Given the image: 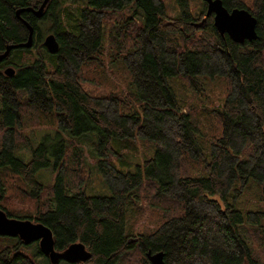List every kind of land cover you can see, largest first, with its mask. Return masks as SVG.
<instances>
[{
    "label": "trees",
    "instance_id": "1",
    "mask_svg": "<svg viewBox=\"0 0 264 264\" xmlns=\"http://www.w3.org/2000/svg\"><path fill=\"white\" fill-rule=\"evenodd\" d=\"M221 1L228 10L245 8L256 18V39L236 43L219 34L212 15L203 23L207 29L201 38L194 37L197 19L189 0H175L180 14L171 22L165 21L162 0H69L73 9L49 0L40 18L25 9H38L43 0H0V54L27 40L25 23L34 30L32 48H40L35 55L31 47L14 48L0 61V201L7 198L4 182L13 174L24 183L36 211L19 215L1 203L0 208L9 217L49 227L58 251L83 243L90 253L84 264H118L133 249L142 255L162 251L165 264H261L264 0H253L251 8L241 0ZM44 27L58 42L54 54L41 41ZM106 34L130 74V99L139 109L117 93L92 96L82 87V66L102 62ZM8 66L14 69L11 76L4 73ZM216 77L227 79L228 90L217 108L221 133L204 155L205 116L196 109L183 111L171 80H186L199 95V78ZM33 111L40 114L38 125L43 122L72 138L95 133L96 167L110 196L87 194L86 154L80 143L70 149L72 141L60 140L55 147L54 183L36 179L51 160L49 146L35 147L32 135L24 132L23 115L33 116ZM113 158L135 167L134 172L117 169ZM80 170L87 173L85 179ZM146 183L155 199L169 206L161 209L164 220L156 230L130 240L126 206L139 201ZM253 187L260 190L258 208L245 209L241 198ZM22 243L0 245V264H35L20 252Z\"/></svg>",
    "mask_w": 264,
    "mask_h": 264
},
{
    "label": "rangeland",
    "instance_id": "2",
    "mask_svg": "<svg viewBox=\"0 0 264 264\" xmlns=\"http://www.w3.org/2000/svg\"><path fill=\"white\" fill-rule=\"evenodd\" d=\"M165 4V21L171 22L179 17L180 10L177 6L175 0H162ZM243 4L251 8L253 0H241ZM62 4L68 7L75 8V5L70 3L69 0H60ZM190 8L192 9L194 19H197L194 27V37L201 38V35L204 34L203 30L207 29V25L204 26L202 19L206 13V6L204 10L205 2L203 0H189ZM117 16L113 17L109 22L106 21V28H110L113 23L116 22L119 13ZM129 15V13H128ZM140 18L137 15L136 18ZM199 18V19H198ZM43 23L41 26L43 27ZM46 25V24H45ZM206 28V29H205ZM196 30V31H195ZM51 34L46 27L43 29V34L41 41L43 42L44 38ZM109 41L106 38L103 45V53L100 54V59L102 62H97L96 65L91 63H86L82 66V76L83 81H81L82 87L86 92L92 96H104L110 93H117L123 96L125 99L130 100L133 103L135 109H139V105L131 98V94L134 90L133 83L131 82V77L127 71L126 66L121 61V55L118 54L117 48L108 46ZM190 46V45H189ZM33 47V46H32ZM32 53L35 55L40 51V48H32ZM10 67V66H8ZM202 83V89L199 92H195L189 85L188 82L184 79L174 78L171 80V84L175 90L176 96L179 100L180 105L183 106V111L190 108L191 110L196 109L199 111L200 115L205 116L203 127L201 128L202 136H200V143L204 149V155L208 154L209 142L214 139L215 136L221 133V125L218 118V106L223 102L224 96L228 90V82L225 77H216L213 80L199 78ZM131 93V94H130ZM32 110V108H31ZM210 110H213L212 112ZM35 111V110H34ZM33 111V113H34ZM125 112L129 111L128 109L124 110ZM31 112V111H30ZM34 113V115L27 116L23 115L25 118L26 126H24V132L32 135L34 146L36 147L40 143H46L49 148V159L51 164L47 167H43L36 172V179L44 185L53 184L56 177V170L54 168L56 155L53 153L56 145L60 140H65L71 143L70 149H73L74 146H79L83 148L86 154V159L84 161L85 169L90 174V181L86 187L87 194L91 196H110L111 191L102 181L100 173L96 167V142H95V133L89 132L86 135L81 137L72 138L67 133L60 132L53 128V126H45L42 124L38 125L37 118H40V114ZM28 117L31 120L27 119ZM40 122V121H38ZM34 134V135H33ZM24 150L23 153H25ZM141 152L138 151L137 158L142 156ZM152 153V151H151ZM149 153V155H151ZM21 153L17 152V156ZM30 154V153H29ZM25 155V158H29L30 155ZM94 156V157H93ZM131 160V157H129ZM112 162L114 166L123 171H133L135 167H128L119 162V160L113 158ZM5 172L10 171L8 168H3ZM83 175V179L86 178L87 173H84L82 170L79 171ZM79 179V178H78ZM78 181V180H77ZM5 188L7 191V198L5 196L0 203L2 206L12 211L15 214L19 215H34L35 206L33 201L28 197L25 189L24 183L21 180L14 176L13 174H8L5 180ZM259 188L253 187L249 189L245 195L242 196V207L245 209L258 208L257 207V197L259 196ZM155 190L150 187L149 184H145L139 201L136 203L129 201L126 206L125 213V230L126 233L130 236V240H137L140 235H145L152 233L156 230L159 225L164 220L162 208L168 207L169 202H166L164 199L158 201L154 197ZM18 237H9V236H0V245H10L14 243ZM37 242L30 244L22 243L20 245V252L28 255L32 258L35 264H51L49 259L39 250H37ZM144 258L146 261H144ZM57 264H80V263H70L66 260H60ZM84 264V263H83ZM118 264H150L146 256L138 252V250L133 249L128 251L124 258ZM261 264H264V258L261 260Z\"/></svg>",
    "mask_w": 264,
    "mask_h": 264
},
{
    "label": "water",
    "instance_id": "3",
    "mask_svg": "<svg viewBox=\"0 0 264 264\" xmlns=\"http://www.w3.org/2000/svg\"><path fill=\"white\" fill-rule=\"evenodd\" d=\"M49 0H43L38 9L27 8L35 17L40 18L43 15L46 4ZM206 4V13L202 23L210 15L213 17V25L219 34H227L234 42L244 43L257 38L256 18L245 8H233L228 10L221 0H203ZM24 9L17 12V15ZM28 30V38L25 42L7 46L6 50L0 54V61L6 58L11 49L30 48L33 45L34 30L29 23H25ZM43 46L46 50L54 54L58 50V42L53 33L48 34L43 40ZM5 75L14 74L12 67L4 70ZM0 236L18 237L23 243L30 244L37 242L40 251L49 259L51 264H57L60 260H66L70 263L83 264L90 258L89 251L81 242L69 245L63 251H58L54 247L53 233L49 227L41 222H33L30 219H20L9 217L7 213L0 208ZM145 256L150 264H165L164 253L162 251L152 253L147 251Z\"/></svg>",
    "mask_w": 264,
    "mask_h": 264
}]
</instances>
